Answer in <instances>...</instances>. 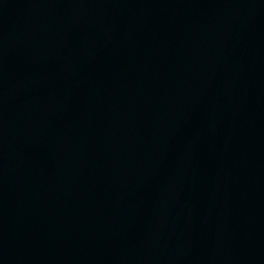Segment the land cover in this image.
Here are the masks:
<instances>
[{"label":"water","instance_id":"water-1","mask_svg":"<svg viewBox=\"0 0 264 264\" xmlns=\"http://www.w3.org/2000/svg\"><path fill=\"white\" fill-rule=\"evenodd\" d=\"M0 264H264V0H0Z\"/></svg>","mask_w":264,"mask_h":264}]
</instances>
